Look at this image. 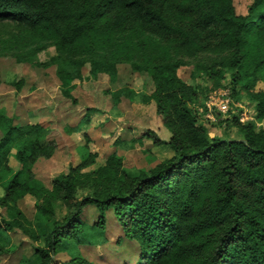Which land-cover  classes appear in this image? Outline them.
<instances>
[{
  "label": "trees",
  "instance_id": "trees-1",
  "mask_svg": "<svg viewBox=\"0 0 264 264\" xmlns=\"http://www.w3.org/2000/svg\"><path fill=\"white\" fill-rule=\"evenodd\" d=\"M7 22L14 24L20 44L32 43L31 53L54 46L56 55L50 59L57 66L61 92L73 102L76 99L67 86L80 77L86 64L94 74H110L123 62L149 76L154 89L141 97L145 102L155 100L171 136L165 141L151 130L145 135L174 151L169 159L126 183L113 171L117 162L113 154L103 169L81 172L95 160L94 153L82 152L78 165L53 176L49 190L32 168L57 148L53 129L41 123L16 125L0 107V183L13 170L11 156L20 165L6 186L7 198L31 192L39 201V212L51 220L56 200L77 198L78 176L96 174L92 179L95 193L76 199L65 221L45 234L47 245L34 246L33 254L23 262L53 264V254L68 248L61 240L78 236L83 209L93 205L99 213L94 224L99 228L104 227L105 211L113 209L125 237L138 242V264H264V128L232 115L225 120L237 128L238 137L211 138L187 103L189 87L177 74L180 61L95 56L98 48L114 53L112 46L118 48L122 42L115 34L129 24L150 29L159 38L190 40L198 50L199 44L212 42L213 47L229 49L227 56L208 67L232 72L233 95L238 82L246 81L243 87L248 90L254 75L264 73V0H251L243 14L238 13L236 0H0V25ZM26 52L16 53L15 60H32ZM254 99L256 116L264 119V91ZM87 123L88 117L78 119L75 129ZM110 186L114 192L103 193ZM23 225L0 216V240L13 227L30 235V227ZM6 252L0 247V255Z\"/></svg>",
  "mask_w": 264,
  "mask_h": 264
},
{
  "label": "rangeland",
  "instance_id": "rangeland-1",
  "mask_svg": "<svg viewBox=\"0 0 264 264\" xmlns=\"http://www.w3.org/2000/svg\"><path fill=\"white\" fill-rule=\"evenodd\" d=\"M250 1L236 0L238 13H245ZM16 34L13 23L0 25V54H5L0 56V107L14 121L19 117L16 123L40 120L43 124L52 125L57 148L49 157L40 158L32 168L33 175L46 188H52L54 175L67 171L70 165H78L82 152L95 154V160L81 170L83 173L102 168L108 155L113 154L117 159L113 171L124 183L140 175L142 170L173 156L174 151L168 145L155 144L153 137L145 135L147 130H151L165 141L171 136L157 113L155 100L145 102L141 97V94L148 95L154 89L149 76L132 71L129 64L123 62L117 63L115 71L110 74H94L86 64L80 77L72 79L71 85L67 86L76 99L73 102L61 92L57 66L50 59L56 55L54 46L48 45L31 53L28 49L32 43L23 46L17 41ZM115 37L122 42L118 48L112 46L116 49L114 53L98 48L95 56L107 55L120 61L181 62L177 74L189 87L187 103L197 112L209 137H238L237 128L225 120L232 115L241 122H253L264 128V119L256 116L254 99L256 93L264 91V73L254 75L256 79L248 82V90L243 87L246 81L238 82L235 93L231 95L232 72L227 68L216 70L208 67L211 62L227 56L229 49L213 47L214 44L209 42L207 46L199 44L202 48L198 50L199 47H194L190 40L182 41L183 38L179 37L175 41L171 36L159 38L150 29L135 28L133 24L116 33ZM24 51H27L26 57H33L32 60L16 61L14 55ZM18 81L19 87L16 86ZM30 100L31 104H28ZM27 107H32L33 117L23 114ZM87 117L88 123L79 130L75 129L77 120ZM9 163L13 170L0 183V216L22 221L31 232L28 235L20 227H13L4 233L0 247L9 252L0 255V264H32L28 260L23 262V258L33 254L34 246L47 245L45 234L55 224L65 221L76 199L95 193L92 179L96 174L78 176L77 198L56 200L52 204L53 218L48 220L39 212V201L31 192L21 197L14 195L13 199L6 197V186L20 166L14 156L10 157ZM102 190L103 193L114 192L111 186ZM6 201L9 204H5ZM98 217L95 206L87 205L83 209L82 230L77 237L61 240L68 248L53 254V264H79L82 261L84 264H138V242L125 237L113 209L105 211L102 228L94 224Z\"/></svg>",
  "mask_w": 264,
  "mask_h": 264
},
{
  "label": "crops",
  "instance_id": "crops-1",
  "mask_svg": "<svg viewBox=\"0 0 264 264\" xmlns=\"http://www.w3.org/2000/svg\"><path fill=\"white\" fill-rule=\"evenodd\" d=\"M21 96H23V95H19V97L20 98H24V97H21ZM28 104H31V100L30 101H28ZM32 107H27L26 109H25V112H23V114L25 113V114H27V117H29V116H31V117H33L32 115L34 114V111H32V109H31ZM35 115V114H34ZM43 116V115H42ZM11 118V117H10ZM19 119V117L16 119V120H18ZM13 120V122L16 124V125H20V124H23V123H41L42 125H44V126H46L49 130H51V128H52V125L50 124V123H46V124H43L42 123V121H40V120H38V121H24L23 123H16L17 121L15 120L14 121V119H12ZM19 121V120H18ZM42 159H45V158H42ZM19 163V162H18Z\"/></svg>",
  "mask_w": 264,
  "mask_h": 264
}]
</instances>
